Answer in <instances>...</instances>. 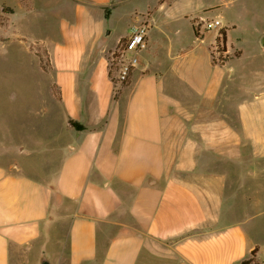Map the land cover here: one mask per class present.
Listing matches in <instances>:
<instances>
[{"label":"crops","instance_id":"1","mask_svg":"<svg viewBox=\"0 0 264 264\" xmlns=\"http://www.w3.org/2000/svg\"><path fill=\"white\" fill-rule=\"evenodd\" d=\"M66 1L76 14L63 12L58 38H46L65 119L59 167L42 181L15 157L0 163V264L51 240L69 264H262L264 70L229 44L221 19L213 41L201 16L194 39L162 44L166 0H155L129 12L109 46L113 30L87 31L86 9L109 16L121 3ZM144 16L148 47L117 84L110 53ZM257 44L264 50V34Z\"/></svg>","mask_w":264,"mask_h":264},{"label":"rangeland","instance_id":"2","mask_svg":"<svg viewBox=\"0 0 264 264\" xmlns=\"http://www.w3.org/2000/svg\"><path fill=\"white\" fill-rule=\"evenodd\" d=\"M154 1L115 0L121 5L109 16L90 7L86 12L92 14V22L85 29L113 30L107 37L112 46L132 23L128 13ZM164 4L162 23L166 33L160 39L162 44L170 41L168 35L174 43L188 42L196 37V19L218 18L229 31V44L241 46L251 66L264 70V50L257 44L264 34V0H166ZM195 7L208 9L195 12ZM63 12L76 14L66 0H0V163H9L15 157L28 173L42 181L53 177L61 156L62 144L54 135L65 119L46 38H58ZM231 22L236 28L230 27ZM217 30L201 27L200 33L213 41ZM224 55L221 53V58ZM20 150L28 154H20ZM258 236L264 245V234ZM57 242L49 241L45 250L32 248L26 254L19 251L13 255L12 264H43L44 260L69 264L66 248Z\"/></svg>","mask_w":264,"mask_h":264},{"label":"built area","instance_id":"3","mask_svg":"<svg viewBox=\"0 0 264 264\" xmlns=\"http://www.w3.org/2000/svg\"><path fill=\"white\" fill-rule=\"evenodd\" d=\"M199 26V30L203 26L211 29L212 27L221 26V21L219 19L202 20ZM152 27L153 23L150 17L144 16L140 22L132 25L127 39L110 53V70L115 72L113 78H115L117 84L126 82L131 71L140 63L141 54L148 47V38ZM221 53L225 54L217 45L214 49V56L220 59Z\"/></svg>","mask_w":264,"mask_h":264},{"label":"trees","instance_id":"4","mask_svg":"<svg viewBox=\"0 0 264 264\" xmlns=\"http://www.w3.org/2000/svg\"><path fill=\"white\" fill-rule=\"evenodd\" d=\"M107 15H108V12H107ZM195 30H196V28H195ZM124 41H125V39L122 40V42H124ZM225 43H226V31L224 28H221L220 33H219L218 38H217V44H218V46L222 52H224L226 50V47H225L226 44ZM70 123L73 126H75L77 129L83 128V126L77 121L70 120ZM241 263L242 264H260V262L257 259H255L253 256H251L247 259H244Z\"/></svg>","mask_w":264,"mask_h":264},{"label":"water","instance_id":"5","mask_svg":"<svg viewBox=\"0 0 264 264\" xmlns=\"http://www.w3.org/2000/svg\"><path fill=\"white\" fill-rule=\"evenodd\" d=\"M43 264H49V261L44 260V261H43Z\"/></svg>","mask_w":264,"mask_h":264}]
</instances>
